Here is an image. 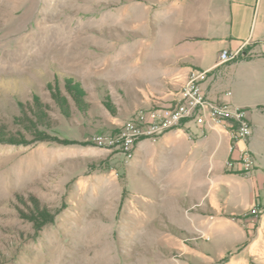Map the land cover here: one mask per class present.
<instances>
[{
	"label": "rangeland",
	"instance_id": "obj_1",
	"mask_svg": "<svg viewBox=\"0 0 264 264\" xmlns=\"http://www.w3.org/2000/svg\"><path fill=\"white\" fill-rule=\"evenodd\" d=\"M154 26L139 0H0V264H185L155 209L140 213L154 204L118 196L139 108L122 83L157 49Z\"/></svg>",
	"mask_w": 264,
	"mask_h": 264
},
{
	"label": "crops",
	"instance_id": "obj_2",
	"mask_svg": "<svg viewBox=\"0 0 264 264\" xmlns=\"http://www.w3.org/2000/svg\"><path fill=\"white\" fill-rule=\"evenodd\" d=\"M139 2L153 12L158 46L140 57L139 79L122 83L130 108L166 104L191 69H211L202 90L215 102L246 108L252 134L233 141L221 126L187 122L142 138L122 169L118 196L138 194L154 204L140 213L155 209L185 264H264V0ZM223 49L236 57L216 66ZM244 147L252 156L248 169L235 161ZM134 175L144 178L138 190Z\"/></svg>",
	"mask_w": 264,
	"mask_h": 264
},
{
	"label": "built area",
	"instance_id": "obj_3",
	"mask_svg": "<svg viewBox=\"0 0 264 264\" xmlns=\"http://www.w3.org/2000/svg\"><path fill=\"white\" fill-rule=\"evenodd\" d=\"M236 57V52L223 49L219 53L217 65L224 64ZM211 69L193 68L179 91L166 104H158L149 108H140L125 123L121 133L122 153L132 158L136 143L142 138H155L166 131L179 128L187 122L197 126L218 125L225 128L233 141H245L252 134V124L248 111L244 107L230 102H215L208 98L201 84ZM231 92H226L230 95ZM234 152L233 145L229 148ZM237 159L245 169L252 165V156L246 147L237 149ZM232 165L233 161H228Z\"/></svg>",
	"mask_w": 264,
	"mask_h": 264
},
{
	"label": "bare ground",
	"instance_id": "obj_4",
	"mask_svg": "<svg viewBox=\"0 0 264 264\" xmlns=\"http://www.w3.org/2000/svg\"><path fill=\"white\" fill-rule=\"evenodd\" d=\"M82 2H84V3H86V2H88L89 0H81ZM58 26V25H57ZM59 28V27H58ZM59 34H57V35H61L62 34V30L60 31V32H58ZM61 33V34H60ZM44 35V37L42 38V39H40V40H38L37 42H35V43H38V44H41V46L39 47V48H41V47H43V46H45L47 43H48V41L50 40L49 39V35H50V33L49 34H43ZM38 48V49H39Z\"/></svg>",
	"mask_w": 264,
	"mask_h": 264
}]
</instances>
